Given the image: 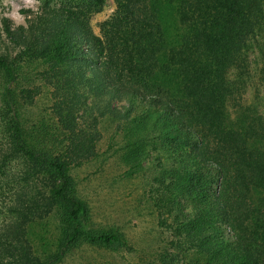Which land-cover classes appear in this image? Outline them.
Listing matches in <instances>:
<instances>
[{
  "label": "trees",
  "instance_id": "1",
  "mask_svg": "<svg viewBox=\"0 0 264 264\" xmlns=\"http://www.w3.org/2000/svg\"><path fill=\"white\" fill-rule=\"evenodd\" d=\"M88 1L4 26L21 51L0 55V264L126 248L124 234L94 227L71 174L97 156L101 122L127 177L152 152L166 161L148 198L175 256L156 263L264 264V117L235 103L257 33L264 57V0H113L98 35L89 16L105 0ZM32 64L50 90L48 119L26 120L30 93L8 87Z\"/></svg>",
  "mask_w": 264,
  "mask_h": 264
},
{
  "label": "rangeland",
  "instance_id": "2",
  "mask_svg": "<svg viewBox=\"0 0 264 264\" xmlns=\"http://www.w3.org/2000/svg\"><path fill=\"white\" fill-rule=\"evenodd\" d=\"M88 0H0V55L13 59L20 55L21 48L9 42L4 26L11 30L26 28L36 14L46 5L51 7L89 6ZM92 5V4H91ZM92 9V8H90ZM114 11L113 0H105L98 12L89 16V28L98 35V26L111 16ZM258 32V31H257ZM259 35L250 38L246 49L245 74L238 86L235 103L248 109V115L264 117V57L259 50ZM83 48V47H82ZM84 49V48H83ZM41 68L23 65L15 84H9L14 90L29 92L32 104L23 107L24 118L28 121L47 118L50 114V90L39 82ZM13 90V91H14ZM125 104V100L115 103ZM230 110L234 111V106ZM234 113V112H232ZM4 110H0V155L5 145ZM33 122V121H32ZM101 139L97 143L96 157L71 171L78 196L86 202L95 228L116 229L125 235L126 248L120 251H107L97 247L80 245L69 251L61 264H158V257L175 256L169 246V233L158 227V218L148 198V191L153 185V178L159 174L158 164L165 163L158 152L147 155L140 170L127 177L126 167L114 154L118 146L109 144L112 129L106 122L99 126ZM9 199L8 188L0 185V211ZM182 206L188 210L185 201ZM0 212V214H1ZM2 217V216H0ZM179 264L189 261L190 255H178Z\"/></svg>",
  "mask_w": 264,
  "mask_h": 264
}]
</instances>
